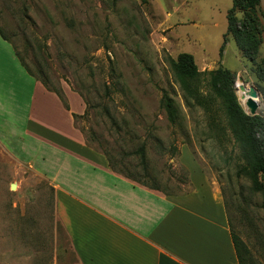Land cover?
Wrapping results in <instances>:
<instances>
[{"label":"rangeland","instance_id":"374dc122","mask_svg":"<svg viewBox=\"0 0 264 264\" xmlns=\"http://www.w3.org/2000/svg\"><path fill=\"white\" fill-rule=\"evenodd\" d=\"M232 3L0 0V28L47 88H68L82 96L87 112L76 125L110 167L111 160L135 181L181 194L192 188L186 159L194 160L220 189L231 229L248 249L246 264H264V173L256 185L226 105L208 84L207 72L229 69L237 77L235 94L244 112L264 117V82L256 64L232 35L221 53ZM261 8L264 14V0ZM0 44L5 48L6 92L12 86L7 78L13 77L24 104L32 89L25 81L29 77L18 65L12 44L2 39ZM186 52L195 55L202 73L192 88H199L208 101L204 105L195 92H186L174 68ZM262 58L264 44L258 60ZM241 82L260 93L255 114L237 93ZM164 92L177 109L175 124L161 105ZM25 124L22 109L18 125ZM0 264H80L58 218L52 182L1 147Z\"/></svg>","mask_w":264,"mask_h":264},{"label":"crops","instance_id":"0c3cea01","mask_svg":"<svg viewBox=\"0 0 264 264\" xmlns=\"http://www.w3.org/2000/svg\"><path fill=\"white\" fill-rule=\"evenodd\" d=\"M4 54L0 44V147L52 182L80 264H239L225 200L194 160L186 159L192 188L181 194L114 171L76 125L74 114L87 109L82 96L64 88L67 109L15 53L32 86L22 104L13 77L6 92Z\"/></svg>","mask_w":264,"mask_h":264},{"label":"trees","instance_id":"16d2710c","mask_svg":"<svg viewBox=\"0 0 264 264\" xmlns=\"http://www.w3.org/2000/svg\"><path fill=\"white\" fill-rule=\"evenodd\" d=\"M241 14V16H239ZM263 11L261 8V0H233L232 7L228 10V30L225 34L224 44L221 48V53L224 51L225 44L227 43V36L232 35L236 41L239 49L254 62L257 66V74L259 79L264 82V58L258 60L260 48L264 42V22ZM0 35L9 43L12 44L14 51L20 60L22 66L34 77L35 74L29 68L24 56L17 50L15 45L9 37L0 28ZM174 68L177 72L181 83L183 84L186 92L192 93L201 105L208 103L198 87L193 90L192 84L199 80L202 73L200 72L195 57L191 53H182L174 62ZM208 84L216 97L223 100L226 105V112L229 124L232 128L236 139L240 142L245 156L251 160L252 170L248 174L252 177L256 185H259L258 175L264 173V136L258 137V134H264V117L256 115L255 118L249 117L240 106L236 97V81L237 77L232 71L220 66L218 69L207 72ZM43 83V82H42ZM44 84V83H43ZM45 85V84H44ZM46 87V86H45ZM47 88V87H46ZM50 91H53L47 88ZM63 101L65 107L69 109L67 99L64 91H54ZM262 99L264 100V90H260ZM161 105L165 109L168 119L172 124L177 122V109L174 105L173 99L167 92L163 93ZM87 112V109H86ZM85 112V114H86ZM83 115H75V122ZM257 118V119H256ZM81 130V129H80ZM141 158L145 159L144 148H140ZM112 163V169L118 173H122L115 164ZM125 175V174H123ZM126 177L135 180L132 176L125 175ZM139 182V181H138ZM141 183V182H140ZM151 188L159 189L157 187L142 183ZM171 194V193H167ZM264 208V201L262 204ZM230 222V221H229ZM231 228V224H230ZM232 239L237 251L239 264H246L245 255L248 249L244 241L231 229Z\"/></svg>","mask_w":264,"mask_h":264},{"label":"bare ground","instance_id":"6f19581e","mask_svg":"<svg viewBox=\"0 0 264 264\" xmlns=\"http://www.w3.org/2000/svg\"><path fill=\"white\" fill-rule=\"evenodd\" d=\"M237 93H238L240 99L242 100L241 102H243L246 105L248 102V99L252 97L253 90H252V88L247 89L245 84L241 82L240 84H238ZM254 100H256V102L258 103V106H259L260 97H259V99L255 98ZM15 188H16V185L14 184V189Z\"/></svg>","mask_w":264,"mask_h":264},{"label":"water","instance_id":"95a60500","mask_svg":"<svg viewBox=\"0 0 264 264\" xmlns=\"http://www.w3.org/2000/svg\"><path fill=\"white\" fill-rule=\"evenodd\" d=\"M251 88L253 90L252 97L248 99L246 106L250 109L251 113L255 114L256 110L258 109V103L254 99H259L260 93L254 87ZM12 188H14V184H12Z\"/></svg>","mask_w":264,"mask_h":264},{"label":"built area","instance_id":"2783aa9c","mask_svg":"<svg viewBox=\"0 0 264 264\" xmlns=\"http://www.w3.org/2000/svg\"><path fill=\"white\" fill-rule=\"evenodd\" d=\"M261 101H262V100H260V102H261ZM259 106H260V103H259ZM259 106H258V107H259ZM263 107H264V104H263Z\"/></svg>","mask_w":264,"mask_h":264}]
</instances>
